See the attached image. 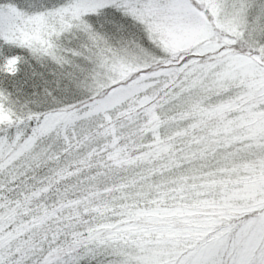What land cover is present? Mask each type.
<instances>
[{
	"label": "snow or ice",
	"instance_id": "snow-or-ice-1",
	"mask_svg": "<svg viewBox=\"0 0 264 264\" xmlns=\"http://www.w3.org/2000/svg\"><path fill=\"white\" fill-rule=\"evenodd\" d=\"M0 264H264V0H0Z\"/></svg>",
	"mask_w": 264,
	"mask_h": 264
}]
</instances>
